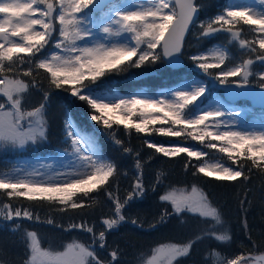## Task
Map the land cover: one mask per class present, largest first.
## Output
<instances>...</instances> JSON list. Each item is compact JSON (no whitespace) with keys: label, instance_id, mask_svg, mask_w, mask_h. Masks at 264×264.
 Wrapping results in <instances>:
<instances>
[{"label":"snow or ice","instance_id":"1","mask_svg":"<svg viewBox=\"0 0 264 264\" xmlns=\"http://www.w3.org/2000/svg\"><path fill=\"white\" fill-rule=\"evenodd\" d=\"M210 7L209 0H132L131 6L111 0H0V149H25L47 139L45 117L53 90L85 102L90 120L99 125L88 133L66 112L63 131L69 147L55 157L60 166L12 165L10 171L0 173V192L9 201L24 198L55 204L60 212L108 207L99 217V227L96 221L83 219L70 223L65 231L86 233L88 240H73L63 251L42 248L38 234L24 230L23 264H120V251L109 246L107 236L127 223L142 227L126 212L149 190L156 192L164 179L157 173L155 183L146 186L142 154L117 135L120 126L129 136L134 131L146 137L190 138L226 158L213 162L207 158L209 153L182 142L142 141L144 147L168 159L186 157L184 169L194 177L245 183L253 169L264 173V115L259 127L245 125L242 111L228 107L237 97L255 98L254 89L260 90L264 106V71L253 70L256 62L264 67V0H256V6L226 5L214 16L207 15ZM190 33L198 43H225L186 56L185 38ZM229 46H238L239 56ZM186 59L199 70L195 77L202 73L208 80L181 76L176 86L153 95L100 93L92 87L113 73L157 63L174 70L184 66ZM216 85L224 90V100L213 94ZM33 91L42 94L41 100L29 110L25 99ZM154 125L161 127H150ZM100 130L116 146L117 156L109 158L101 151L96 140ZM125 158L131 159L135 170L121 197L117 181L128 175L122 172ZM159 201L162 210L151 226L166 225L172 219L183 223L184 215L190 213L195 218L190 234L194 239L161 244L141 264H184L181 258L200 245H207L204 264H264V253L229 257L218 250L231 245L233 237L224 227L221 210L197 187L190 192L172 188ZM239 203L246 212V197ZM0 217L9 222L39 220L31 209L11 203L0 205ZM243 227L248 231L246 218ZM21 228L19 223L11 224L14 233Z\"/></svg>","mask_w":264,"mask_h":264},{"label":"trees","instance_id":"2","mask_svg":"<svg viewBox=\"0 0 264 264\" xmlns=\"http://www.w3.org/2000/svg\"><path fill=\"white\" fill-rule=\"evenodd\" d=\"M211 5L207 9V15L215 13L220 7L221 0H209ZM201 17H205L201 13ZM199 48H205L207 41L197 42ZM194 49H191L193 51ZM190 51V52H191ZM160 63L144 66L141 69H129L120 74H111L100 78L92 85L97 91L115 90L120 94H130L138 89L145 88L149 92H155L160 87H166L171 84L178 83L181 76H191L185 70H169L164 68ZM163 76L164 81L156 83ZM45 87L47 84L45 82ZM41 93L33 91L30 96H26L25 105L31 108L39 105ZM46 119L49 122L47 131V139L35 146H28L25 151L19 149H0V172L8 169L21 155L30 156L31 154L47 155L54 154L58 151H64L69 147L64 142V116L66 112L71 113L72 120L88 133H92L93 129H99L89 118L90 109L85 102L70 98L67 93L59 90H53L50 93ZM135 118V117H134ZM116 126L114 125V128ZM150 127H161L154 125ZM166 127V126H165ZM117 135L129 144L132 148L139 150L145 161L144 182L146 186L155 183L157 173H161L164 177L163 183L158 186L156 192L149 190L147 196L136 201L127 210L126 215L137 218L142 227H135L131 223L122 225L118 230H113L108 236L107 241L111 248H118L120 251V264H141V261L151 254L154 247L161 244L170 243H187L189 239H194L191 232L194 227V217L190 213H186L183 217V223L177 219L170 220L166 225H157L153 228L151 225L156 224L159 219V212L162 202L159 196L172 188L183 189L190 192L192 187H197L208 198L209 201L221 210L224 220V227L228 229L233 237L231 245H222L218 248L223 255L229 257L257 253L264 251V173L256 169L252 170L249 181L241 183L234 182H217L211 178H205L202 175L194 177L191 170L185 171L184 157H176L168 159L162 155L155 154L153 150L143 146L144 139H152L157 143L170 144L174 141L191 144L202 148L209 153L207 158L223 159V154L213 149L204 148L199 142L192 141L190 138L185 140L183 137H164L153 135L146 137L137 135L134 131L131 135L125 134L123 127L117 129ZM96 140L105 156L112 158L117 156L116 146L112 140L103 135V130L96 134ZM216 153L213 155L212 153ZM151 156V159H149ZM122 172L127 171L128 175H121L118 178L120 187V196L125 195L124 190L129 188L134 167L130 158L122 161ZM93 195H98L94 193ZM245 211H241L239 201L245 199ZM104 198H102L103 200ZM11 203L13 207L29 208L34 216H39V220H18L9 222L0 217V264H23L26 258V249L21 241V233L24 230L35 231L41 241V247L51 251H63L67 244L73 240L86 242L88 236L86 233L79 231H65L64 229L70 223H78L81 219L92 223L97 222L99 227V217L102 212L107 213L108 207L97 206L95 209L69 210L67 212L58 211V205L43 201L30 202L24 198L9 201L7 196L0 192V205ZM170 208V205H165ZM246 218L248 231L244 230L243 221ZM52 220V224L46 223ZM12 223H19L22 228L17 232L11 230ZM60 225L62 227H57ZM151 229H154L153 231ZM207 251V245L195 247L189 257H184L187 264H194L195 258H198V264H202ZM102 256L106 253L101 252ZM198 255V256H197Z\"/></svg>","mask_w":264,"mask_h":264},{"label":"rangeland","instance_id":"3","mask_svg":"<svg viewBox=\"0 0 264 264\" xmlns=\"http://www.w3.org/2000/svg\"><path fill=\"white\" fill-rule=\"evenodd\" d=\"M146 2V0H145ZM113 3H117V4H120V5H123V6H131L132 5V0H116L115 2ZM221 3L223 4L222 8L226 5H231V6H234V7H239V6H244V5H249V6H256V0H221ZM216 14V13H215ZM214 14V15H215ZM212 15V16H214ZM205 18V17H204ZM203 19V18H202ZM247 27V26H246ZM190 37L192 39H196L195 35L194 34H191L190 33ZM220 42H223L225 43L224 41L222 40H218ZM214 45H218L215 41H212V45H210L209 47L207 48H211L213 47ZM231 47V50L232 52L236 55L239 56V49H238V46L236 47H232V46H229ZM185 55L187 56L188 54L192 53V52H195L197 51V49H200L198 47V44L196 42H194V40H190V39H187L186 41V44H185ZM207 48L205 49H201V51L203 50H206ZM191 49H194L193 51H191ZM191 51V52H190ZM185 63L187 64L186 67H184L182 70H185L187 71L188 73L191 74L190 77H195V73L199 72V70H196L192 67L191 65V62L188 61L187 59L185 60ZM162 65V64H161ZM163 67V66H162ZM162 70H165L164 68ZM258 71H264V68H261V69H254V72H258ZM163 76L160 78V80L158 81H155L156 83L158 82H162L164 81L163 79ZM200 76L204 77L202 73H200ZM195 78H198V77H195ZM206 80H208L207 77H205ZM252 82L255 83L256 80H255V76H253L252 78ZM177 85V84H176ZM176 85H173L171 87H167V88H172ZM162 89H164L163 87H160L158 88V90H156L155 92H151L150 94H156V93H159ZM147 89H139L138 91L136 92H133V93H141V92H145V93H148L146 91ZM112 91H115V90H112ZM105 91H100V93H104ZM116 92V91H115ZM213 94L224 100L223 97H222V91L220 89H218V87L216 86L214 89H213ZM120 95H125V94H120ZM207 95V93H206ZM127 96V95H125ZM200 99H204V97H201ZM191 107V106H189ZM228 107H235V108H238L242 111V116H243V120H244V124L245 125H250V126H256V127H259V122L261 121V117L262 115H264V109H252L250 110L249 108L250 107V104L247 102V101H244L243 103H240L239 105H235V106H228ZM254 110V111H253ZM136 119V118H134ZM63 134H64V131H63ZM177 141H174L172 143H176ZM163 144H166V143H163ZM169 144V143H168ZM188 145H191V144H188ZM197 149H200L198 146H195V145H191ZM19 150H22V151H25V149H19ZM203 150V149H202ZM204 151V150H203ZM63 151H58L57 153H54V154H47V155H39V154H31L30 156H24V155H21L18 159H16V161L12 164V165H21V164H35V163H38V162H44V163H51L53 164L54 167H59L60 166V162L58 160L55 159V157L62 153ZM205 152V151H204ZM213 155H215L216 153H212ZM217 155V154H216ZM209 159V158H208ZM210 160H212L213 162L215 160H218L217 157L215 158H210ZM65 163H67V161H65ZM11 165V167H12ZM11 167H9L8 169L0 172V173H3V172H8L11 170Z\"/></svg>","mask_w":264,"mask_h":264},{"label":"water","instance_id":"4","mask_svg":"<svg viewBox=\"0 0 264 264\" xmlns=\"http://www.w3.org/2000/svg\"><path fill=\"white\" fill-rule=\"evenodd\" d=\"M233 91H236V90L234 89ZM252 91H254L256 93V97L255 98H253L251 96H240V97L236 98L235 102L236 101H240V100H248L253 107H255V108H264V106H262V104L260 102L259 95H258L260 90L259 89H254ZM223 95H224V98H225V92L223 93ZM261 253H264V252L257 253L256 255H259ZM247 255H253V254H247Z\"/></svg>","mask_w":264,"mask_h":264},{"label":"flooded vegetation","instance_id":"5","mask_svg":"<svg viewBox=\"0 0 264 264\" xmlns=\"http://www.w3.org/2000/svg\"><path fill=\"white\" fill-rule=\"evenodd\" d=\"M258 68V66L256 64L253 65V69H256Z\"/></svg>","mask_w":264,"mask_h":264}]
</instances>
